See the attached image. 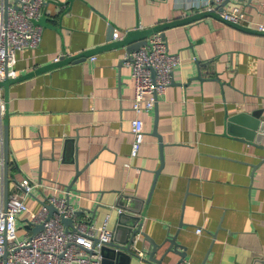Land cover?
Returning <instances> with one entry per match:
<instances>
[{
	"label": "crops",
	"instance_id": "crops-1",
	"mask_svg": "<svg viewBox=\"0 0 264 264\" xmlns=\"http://www.w3.org/2000/svg\"><path fill=\"white\" fill-rule=\"evenodd\" d=\"M212 3L45 0L38 19L42 41L17 51L20 77L2 86L10 193L20 191L15 180L29 177L39 182L26 197L32 210H40L49 194L65 195L99 224L111 212L112 228L120 207L142 210V230L159 242L175 235L186 246L164 264L182 258L264 264V138L245 140L228 125L238 114L245 123L264 120V0H241L242 22L214 11L163 29L180 61L166 92L141 114L145 139L126 164L136 115L134 78L122 62L128 43H108ZM116 28L120 38L113 37ZM81 52L79 60L51 65ZM28 218L25 211L17 221L26 232ZM137 246L149 250L151 243L141 234ZM148 256L122 255L108 264H155Z\"/></svg>",
	"mask_w": 264,
	"mask_h": 264
},
{
	"label": "built area",
	"instance_id": "built-area-1",
	"mask_svg": "<svg viewBox=\"0 0 264 264\" xmlns=\"http://www.w3.org/2000/svg\"><path fill=\"white\" fill-rule=\"evenodd\" d=\"M226 0H213L208 9H217ZM241 0H228L220 14L227 20L242 22L246 12L240 6ZM45 0H0V81L6 75L17 77V51L38 46L43 37V26L38 22ZM264 30V23L259 25ZM114 38H120L119 29H114ZM180 56L169 50L162 31L148 36L146 43L128 51L123 58L134 78L132 107L133 142L130 160L137 156L145 139L144 119L141 114L153 108L161 93L166 92L174 81V67ZM0 264H103L102 247L114 239V228L109 226L111 212L102 223L84 217L80 209L70 203L65 195L49 194L40 210H32L26 202L39 182L25 177L15 180L19 192L9 193L5 199V152L2 115L5 97L0 85ZM42 184V183H41ZM54 206V210H52ZM123 208H119L122 211ZM29 211L27 226L41 225L37 232L19 234L18 218ZM71 218L66 224L63 218ZM198 232L204 231L197 227ZM141 233L134 238L136 254L146 256L144 248H138ZM175 264H194L182 258ZM205 264V263H203Z\"/></svg>",
	"mask_w": 264,
	"mask_h": 264
},
{
	"label": "water",
	"instance_id": "water-1",
	"mask_svg": "<svg viewBox=\"0 0 264 264\" xmlns=\"http://www.w3.org/2000/svg\"><path fill=\"white\" fill-rule=\"evenodd\" d=\"M8 1V0H7ZM228 0H226L222 5L218 6L217 9H208V10H202L198 11L194 14L188 15L185 18H180L179 20H173L168 21L164 23H159L151 28L140 30V29H134L131 30L129 33L124 36V38L120 40L113 41L111 43H108V45L115 44V43H128V51H131L133 49L139 48L142 44L146 43L147 41V35H151L155 31H162V33L165 35V31L163 30L166 26L175 24L178 21H188L193 18H199L205 14L212 13L214 11L220 12L221 9L224 8ZM40 20V19H39ZM136 37H144L143 40L138 41L137 43L132 42L134 38ZM96 48H92L88 50V52H94ZM85 52H81L78 54H75L69 58H62L58 61H55L51 65H55L64 61H71V60H79L83 56ZM123 62V60H122ZM20 76L17 77H10L9 75H6V77L0 81L1 86H6L10 84L11 81L16 80ZM197 77H201V74ZM5 108L7 111V106L5 102ZM229 129L234 134L238 135L239 137L251 141V142H259L262 141L264 138V120L259 119L254 123H245L242 119V115L238 114L235 116H232L229 119ZM157 133V132H156ZM158 134V133H157ZM160 139L161 136H160ZM4 152H5V199H8L10 190H9V183H10V170H9V154H8V129L7 124L5 126V143H4ZM81 168H78V171H80ZM74 181H72L68 188L71 189L73 187ZM52 210H54V206H52ZM120 217L118 219V222L116 226L114 227V239L112 242L104 245L102 247V253H103V264H108V258H116L117 256H132L135 254V249L133 248L134 238L136 233L139 231L141 234L145 235V238L148 239L151 243V246L148 249L143 247L146 252L149 254L148 258L154 262L155 264H164L163 262L166 261L170 255L171 252H179L184 254V250L182 251L179 246L183 247L185 249L186 246L181 244L179 241H177L176 236H169L166 237L162 242L157 241L152 235L148 234L144 230H142V210H133V213H127L124 211L119 212ZM124 216V217H123ZM128 218V219H127ZM127 219V220H126ZM64 222L66 224H71L72 219L71 218H63ZM29 229H31L32 232H37L42 226L37 225L31 227L30 225L27 226ZM139 241V240H138ZM166 242H168V245L164 248L160 256H157V252L161 247H163Z\"/></svg>",
	"mask_w": 264,
	"mask_h": 264
},
{
	"label": "rangeland",
	"instance_id": "rangeland-1",
	"mask_svg": "<svg viewBox=\"0 0 264 264\" xmlns=\"http://www.w3.org/2000/svg\"><path fill=\"white\" fill-rule=\"evenodd\" d=\"M21 226H22V224L20 225V223H19L18 224V228H19L18 230H19L20 236L23 237L27 230L24 226H22V227Z\"/></svg>",
	"mask_w": 264,
	"mask_h": 264
}]
</instances>
